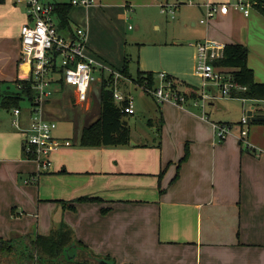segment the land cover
<instances>
[{
	"label": "crops",
	"instance_id": "0c3cea01",
	"mask_svg": "<svg viewBox=\"0 0 264 264\" xmlns=\"http://www.w3.org/2000/svg\"><path fill=\"white\" fill-rule=\"evenodd\" d=\"M101 3L98 0L91 8H101ZM205 4L197 7L206 12ZM17 11L14 0L0 4V89L29 75L20 53L21 21L9 23ZM201 20L198 24L205 26ZM260 28L264 29L260 14L244 16L222 7L194 46L206 40L241 44L250 56ZM195 56L196 50L194 65ZM194 65L191 62L193 71ZM248 67L253 70L249 62ZM227 70L232 74L237 69ZM128 84L122 82L121 88ZM57 92L45 105L44 116L72 123L74 135H55L62 146L52 156L51 170L36 184H22L37 166L22 158L23 134L13 126L11 110L9 118L0 115L1 238L27 234L34 226L40 228L36 233L48 235L63 222L97 257L112 264H118L115 258L145 259L138 264H264V106L259 101L215 99L203 113L190 104H158L153 97V106L145 110L158 115L159 125L163 119L161 128L151 124L155 131L136 134L125 146L85 148L79 146L81 134L99 118V103L92 110L94 101L89 98L88 104L79 106L83 113H76L74 89L64 85ZM233 102L258 107L247 136L252 150L239 142L242 117L231 118ZM140 110L135 104L134 115ZM21 118L26 128L27 116L22 113ZM215 123L232 126L220 144L215 140ZM186 145L189 157L180 163ZM80 198L99 201L76 202ZM42 208L51 215V227L47 216L40 224L38 213L24 211Z\"/></svg>",
	"mask_w": 264,
	"mask_h": 264
},
{
	"label": "built area",
	"instance_id": "2783aa9c",
	"mask_svg": "<svg viewBox=\"0 0 264 264\" xmlns=\"http://www.w3.org/2000/svg\"><path fill=\"white\" fill-rule=\"evenodd\" d=\"M258 0H230L225 4L208 2L204 5L206 14L201 20L202 24L209 22L225 8H232L249 16L250 10L256 7ZM15 4H22L26 10V22L21 27V58L29 66V75L24 80L32 81L34 96L29 101L30 110L27 113L28 126L22 127V109H12L13 126L22 132V158L36 164V171L24 180V184L34 183L39 177L48 173L52 168V156L60 150L62 143L55 138L54 132L57 124L47 120L44 116L45 105L60 88L59 81L70 86L75 91L74 104L83 106L90 101V91L93 85L99 83L104 77L108 80L113 77V97L116 104L126 102L123 108L128 116L134 115V99L130 94H122L121 84L128 79L120 72L110 70L94 57L86 54L88 43V28L77 26L63 28L60 24L57 7L69 3L73 8L85 9L98 5V0H14ZM174 8L170 9L174 13ZM195 73L201 78L198 88L199 96L191 105L205 111L208 103L215 99H231L234 92H245L246 86L236 82L234 76L226 67L216 65L215 62L224 57L225 45L215 41L206 40L195 45ZM168 79V75H159L154 88L141 87L151 94L158 104L173 102L185 106L188 102L183 92ZM22 89V85H18ZM240 99V98H239ZM243 102L250 99H240ZM264 103V101H259ZM258 107L251 105L240 119L239 142L252 150L247 142L249 126L255 119ZM215 140L222 143L230 134L232 126L226 123L213 124ZM264 157V155L262 156Z\"/></svg>",
	"mask_w": 264,
	"mask_h": 264
},
{
	"label": "rangeland",
	"instance_id": "374dc122",
	"mask_svg": "<svg viewBox=\"0 0 264 264\" xmlns=\"http://www.w3.org/2000/svg\"><path fill=\"white\" fill-rule=\"evenodd\" d=\"M7 1L11 2L12 0L5 2ZM52 1L68 2L69 0ZM207 1L210 0H102L101 8H90L88 11L81 7L74 8L69 13V17L73 30L78 25L89 27L86 54L102 62L110 70L119 72L126 66L131 80L137 79L138 71L152 72L156 82H158L160 74H171L181 83L178 87L183 91L186 86L199 88L201 85V78L191 67L194 65V43L208 26L198 24L206 12L200 10L197 5L198 3H208ZM17 6L19 11L10 18L12 20L9 23L16 25L21 21L22 27L25 19L27 20L26 10L22 4H17ZM174 6V13H172L170 9H173ZM253 14H260L264 19V15L256 7L250 10L249 16ZM192 23H195V26H192ZM255 35L248 62L254 70L255 79L259 81L258 83L264 84V29L260 28L259 33ZM131 80L128 78V88H120L122 94H130L133 97L134 107L135 104L136 107H141L139 112H136L134 116H128L126 120L131 127L130 141L136 134L141 135L146 131H155L156 127L152 125L158 124L160 127L158 115L145 110L153 106V96ZM97 85L98 83L93 85L89 94V97L94 101L92 110H95V106L98 105L99 90ZM55 94L59 95L58 92ZM232 104H235L236 108L230 114L233 119L241 118L251 106V103H246L245 106L240 102ZM20 105L23 114L27 116L31 107L29 101L25 99L20 102ZM258 105L264 106L260 103ZM73 106H75L72 108L76 113H83L84 110L79 107L80 105L74 104ZM9 111L0 108V115L9 118ZM244 111L246 112L244 113ZM150 120L152 125L149 124ZM222 121L224 122L223 119ZM57 122L58 128L54 132L56 136L70 135L73 137L74 125L72 123L61 120ZM24 180L22 184H24ZM17 190L20 194L23 192L22 187ZM24 211L26 215L38 213L37 220L40 221V224L47 216L48 226L52 225V218L47 208H42L38 212L37 210ZM34 219L36 220V217ZM51 231L52 228L46 230L49 233ZM28 232L41 233L40 228L36 226ZM115 259L118 260V264H138L137 260H145L144 258H137L134 261L132 259L135 258Z\"/></svg>",
	"mask_w": 264,
	"mask_h": 264
},
{
	"label": "trees",
	"instance_id": "16d2710c",
	"mask_svg": "<svg viewBox=\"0 0 264 264\" xmlns=\"http://www.w3.org/2000/svg\"><path fill=\"white\" fill-rule=\"evenodd\" d=\"M6 0H0V4ZM256 8L264 15V0H258ZM73 7L69 3L59 5L57 7L60 24L63 28L71 27L69 22V13ZM249 50L241 44H230L225 46L224 57L215 62L226 68L237 69L232 73L236 82L246 86L245 92H234L233 96L240 99H250L256 101H264V84L255 82L254 72L248 67ZM125 78L131 79L128 69L125 66L119 71ZM177 87L179 81L176 78L168 76ZM113 77L108 80L103 77L98 83V103L99 118L90 126L84 128L79 141V146L85 148L94 147H116L125 146L130 141V128L124 125L128 115L124 113L126 102L118 105L114 101L112 87ZM136 85L145 86L153 89L156 86V79L152 72L138 71L137 79L132 80ZM61 87L64 86L62 80L59 81ZM2 85V84H1ZM4 85V83H3ZM22 85V89L18 88ZM0 89V108L12 110L21 108L20 102L27 99L30 101L34 96L32 90V81L16 80L12 84H5ZM187 99V104L198 99L199 90L186 86L183 92ZM185 105V106H186ZM194 107V106H193ZM151 125V120L149 121ZM163 125V119L160 118V128ZM189 157L188 145L185 148L184 156L180 163L186 161ZM178 174L174 178L177 179ZM83 201H99L96 198H80L76 202ZM69 209L75 210L74 206ZM107 210H104L105 212ZM0 264H112L103 258L97 257L94 252L77 239L73 230L65 223H61L48 235H41L36 232L27 234H13L9 239L0 237Z\"/></svg>",
	"mask_w": 264,
	"mask_h": 264
},
{
	"label": "water",
	"instance_id": "95a60500",
	"mask_svg": "<svg viewBox=\"0 0 264 264\" xmlns=\"http://www.w3.org/2000/svg\"><path fill=\"white\" fill-rule=\"evenodd\" d=\"M124 125H127V121H124Z\"/></svg>",
	"mask_w": 264,
	"mask_h": 264
}]
</instances>
